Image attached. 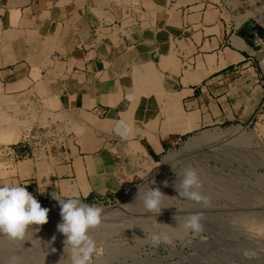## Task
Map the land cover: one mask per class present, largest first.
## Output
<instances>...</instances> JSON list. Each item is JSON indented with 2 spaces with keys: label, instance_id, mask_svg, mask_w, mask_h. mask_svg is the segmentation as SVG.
<instances>
[{
  "label": "crops",
  "instance_id": "obj_1",
  "mask_svg": "<svg viewBox=\"0 0 264 264\" xmlns=\"http://www.w3.org/2000/svg\"><path fill=\"white\" fill-rule=\"evenodd\" d=\"M232 18L221 0H0L7 93L52 99L87 127L20 185L36 199L116 198L180 136L246 124L264 93Z\"/></svg>",
  "mask_w": 264,
  "mask_h": 264
},
{
  "label": "rangeland",
  "instance_id": "obj_2",
  "mask_svg": "<svg viewBox=\"0 0 264 264\" xmlns=\"http://www.w3.org/2000/svg\"><path fill=\"white\" fill-rule=\"evenodd\" d=\"M225 1L230 5V10L238 6L235 0ZM1 32L0 24V35ZM259 43L255 53L252 51L254 54L252 58L259 76V85L264 93V84H262L264 75L259 65V62L264 60V42ZM1 50L5 52L6 48L2 47ZM34 77L38 78L39 74ZM262 104H264V95L251 119L246 124H241L242 127H246L251 122L250 127L245 129L251 141L247 147L243 140L231 135L222 137L217 143L201 145L194 143L203 131L180 136L177 142L161 155L152 171L126 186L116 197L120 201L119 204H113L114 198L87 203L101 207L104 212L116 209L136 192L140 195L147 193L150 188H159L166 195L162 198L161 213L156 217L146 212L143 203L139 206L142 210L140 215L120 220L108 218L102 220L99 227L90 230L89 234L98 247L103 248V255L96 257L94 264H198L226 261L238 264L242 255H245L243 258L250 264H264V106L262 107ZM57 107L54 100L44 96L41 98L32 95L26 98L10 96L6 86L0 81V144H16L14 149L18 155L14 160H11L9 155L0 156V183L20 184L25 178L33 176L40 167H46L50 172L59 162L56 156L65 152L71 143L70 134L74 131L80 136L87 130L86 125L81 122V117L72 112L58 111ZM257 113L261 120L256 117ZM236 125L238 124H228L220 130ZM13 128L17 132L20 131L15 142L3 136ZM24 137L27 141L21 143ZM170 152L172 158L164 160ZM66 156H61V159L65 160ZM22 157H28L27 162L21 160L17 163V159ZM188 168L195 169L201 181L203 178L212 181L209 180L207 183L206 187L209 184L207 189L203 187L200 189L203 195L210 198L209 205L179 197L176 186L180 187L185 170ZM219 176L223 177L225 184L223 183L224 187L219 184L220 188H217L214 187L216 184L213 181ZM246 178L249 181L245 180ZM165 181L168 182L167 186ZM247 182L250 184H246ZM126 189H129L127 193ZM42 200L45 204H58L50 197ZM50 200L52 202H49ZM255 204L256 210L253 209ZM134 207H137L136 204L130 208ZM249 208L252 211H247ZM197 212L202 214L204 225V231L199 235L186 231L183 227L186 217ZM173 213L178 215V220L173 219ZM38 228L40 230L36 232L44 234L45 238L50 237L49 234H52L50 231H53L55 240L65 249L63 243L65 237L62 233L54 231L57 228L49 231L42 226ZM183 231L185 234L181 238L180 234ZM154 233H166L171 243L153 247L151 240L146 238ZM32 248L33 251H37L36 246ZM21 253L22 251L18 249L17 254ZM31 264H35L34 260Z\"/></svg>",
  "mask_w": 264,
  "mask_h": 264
},
{
  "label": "clouds",
  "instance_id": "obj_3",
  "mask_svg": "<svg viewBox=\"0 0 264 264\" xmlns=\"http://www.w3.org/2000/svg\"><path fill=\"white\" fill-rule=\"evenodd\" d=\"M130 131L129 125L123 120L117 121L113 128V132L121 138H127ZM164 183L167 186L168 182ZM201 187L202 182L197 171L188 168L185 170L180 187L176 186V190L183 199L209 205L210 198L202 194ZM50 195L60 206L61 222L57 225V231L65 237L64 250L70 255L71 264H93L95 257L103 255V248L98 247L89 233L90 230L101 225L103 209L95 204L84 203L79 193L68 196L63 192L54 191ZM165 196L159 188H150L144 197L146 212L158 216L163 208L162 198ZM48 212L49 209L41 206L34 195L27 190L26 185L0 183V235L12 241H24L30 226H42L48 223ZM173 219L177 220V216ZM202 220L203 216L199 212L189 214L183 227L186 231L199 235L204 231ZM34 230L38 232L40 229L37 227ZM146 239L151 240L153 247L171 243L166 233H154ZM17 259L12 256L11 264H17Z\"/></svg>",
  "mask_w": 264,
  "mask_h": 264
},
{
  "label": "bare ground",
  "instance_id": "obj_4",
  "mask_svg": "<svg viewBox=\"0 0 264 264\" xmlns=\"http://www.w3.org/2000/svg\"><path fill=\"white\" fill-rule=\"evenodd\" d=\"M252 11H254V12L248 11V13H246V14L244 13V15L242 14V16L239 17V19H238L239 25H241L242 22H244L246 20L254 18L256 21V25L264 28V13L258 9L252 10ZM263 48H264V46H263ZM253 52H254V50H253ZM12 130L3 134V136L7 140H12L15 142L18 139L20 131L18 130L19 132H17L16 130H14V128ZM200 135L201 136L199 137L198 140L195 139L196 141L194 144L201 145L203 143H210V144L211 143H217L222 137H224L226 135H231L232 137L233 136L238 137L239 139L243 140L242 142L244 143V145L246 147L251 143L250 138L245 133V127H242L241 125H239V126L236 125L232 128H227L226 130H220V129H216V128H214L213 130L209 129L207 131H203V133ZM239 139H237V140H239ZM191 143H193V141ZM241 145H242V143H241ZM232 147L233 146H231L230 148H232ZM234 149H236L235 146H234ZM169 158H172L171 152L168 154L167 158L164 160H167ZM23 159H25V158L22 157V158L17 159V163ZM240 162H241V160H240ZM235 163H237V161ZM254 168H255V166H254ZM221 173H223V172H221ZM221 177L222 176H219L217 179H215L213 181V183L216 184V185H214V187L220 188V187H218L219 184H220L219 186H221V187L223 186V183H224L223 177L222 178ZM209 180L206 178L202 179L201 182H202V187L204 189H207L209 187V184H208V187H206ZM245 180H248V179L246 178ZM213 183H210V184L212 185ZM246 184H250V183L247 182ZM219 191H220V189H219ZM138 194H139L138 192L133 194L126 202L119 205L116 209L111 210V211H104L102 213V217H103L102 220H105L108 218L113 219V220H120L123 218L125 219L126 217H133V216L140 215L142 210L139 209V206H141L144 203V197H145L146 193L144 192L141 195L140 194L138 195ZM221 196L223 198V193ZM132 203L136 204L137 207H134L133 209H131L130 207H132V205H133ZM40 204L42 207L49 209L48 223L42 225V227H44L46 229V231L54 230L55 228H57V225L61 222L59 204H55V205L50 204V203L45 204L42 202H40ZM254 207L256 208V204H255V206H253V209H255ZM129 210H132L133 213H132V211H129ZM255 210H253V211H255ZM247 211L250 212V211H252V209L250 210V208H249ZM261 211H263V210H261ZM173 214H171V215H173ZM175 215L176 214H174L173 217ZM176 216H178V215H176ZM171 218H172V216H171ZM37 227H41V226H39V225L30 226V232L26 233L24 241H12V240H9L6 236L0 235V263L11 264V257L15 256L18 258L17 264H31L33 260H34L35 264H49V263H51V264H71V259H70V255L68 254V252L65 251L64 248L61 245H59V243L56 240H53V237L55 236L53 231H50V233H52V234H49L50 237L45 238L44 234H39L34 230V228H37ZM33 230L35 232H33ZM54 231L56 232L57 230H54ZM184 234H185L184 231L180 234L181 238H182V235H184ZM33 246L37 247V251H33V248H32ZM18 249H20L22 251L21 254H17ZM53 249H55V251H53ZM225 255L228 256L230 254H225ZM243 257H245V255H242L240 257L241 261L238 264H250ZM95 261H94V263H95ZM198 264H231V263L226 261L223 263L200 262ZM255 264H257V263H255Z\"/></svg>",
  "mask_w": 264,
  "mask_h": 264
},
{
  "label": "built area",
  "instance_id": "obj_5",
  "mask_svg": "<svg viewBox=\"0 0 264 264\" xmlns=\"http://www.w3.org/2000/svg\"><path fill=\"white\" fill-rule=\"evenodd\" d=\"M235 1H237V4H238V6L233 8L236 11V13L233 14V18H232V21H233V24H234L235 27L241 28V27L245 26V24L248 21H252L253 24H256V21L253 18V19L246 20L241 25L237 26V24L235 22V17L238 16V15H242V14H240V12H243V14H244V13H246L248 11H252V10L258 9V10H261L264 13V0H235ZM221 4L223 6H225V7H227V8H230V5L227 4V2L225 0H221ZM234 10H232V11H234ZM259 27L264 30L263 27H261V26H259ZM249 29H250V27H248V30ZM246 38L252 45L255 46V49H257V47L260 45L259 42H264V40L262 38H260L256 34L254 36L246 35ZM255 49H253V50L255 51ZM259 65H260L261 72L264 75V60H261L259 62ZM263 84H264V82H263ZM263 106H264V104H262V107ZM256 117H258V119L261 120V117H260V115L258 113L256 114ZM250 125H251V122H250V124L246 125L245 129L249 128ZM26 141H27L26 137H24V139L21 141V143H25ZM15 145L14 144H0V156L9 155V156H11V160H14V158H18V155H17V153L15 152V149H14ZM132 187L133 186H131V188ZM128 191H129V189H126V193ZM37 200L40 201V202L43 201L42 199H37ZM49 202H52V201L50 200ZM113 202H114L113 203L114 205H117V204L120 203V201L117 198H114ZM95 260H96V257L94 258V261ZM94 261H93V263H94Z\"/></svg>",
  "mask_w": 264,
  "mask_h": 264
},
{
  "label": "water",
  "instance_id": "obj_6",
  "mask_svg": "<svg viewBox=\"0 0 264 264\" xmlns=\"http://www.w3.org/2000/svg\"><path fill=\"white\" fill-rule=\"evenodd\" d=\"M244 27L245 28L250 27V29L247 30V35L254 36L256 34L264 40V30L260 28L258 25L253 24L252 21H248Z\"/></svg>",
  "mask_w": 264,
  "mask_h": 264
}]
</instances>
